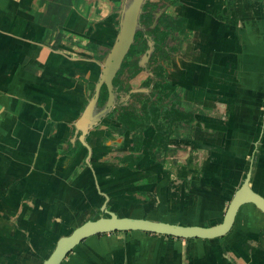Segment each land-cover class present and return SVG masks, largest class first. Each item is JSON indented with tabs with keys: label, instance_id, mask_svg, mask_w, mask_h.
Returning <instances> with one entry per match:
<instances>
[{
	"label": "crops",
	"instance_id": "0c3cea01",
	"mask_svg": "<svg viewBox=\"0 0 264 264\" xmlns=\"http://www.w3.org/2000/svg\"><path fill=\"white\" fill-rule=\"evenodd\" d=\"M171 1L189 32L168 80L135 86L86 147L75 122L126 0H0V264H43L105 209L207 226L247 174L264 195V0ZM60 264H264V212L242 204L213 238L90 235Z\"/></svg>",
	"mask_w": 264,
	"mask_h": 264
},
{
	"label": "water",
	"instance_id": "95a60500",
	"mask_svg": "<svg viewBox=\"0 0 264 264\" xmlns=\"http://www.w3.org/2000/svg\"><path fill=\"white\" fill-rule=\"evenodd\" d=\"M144 1L126 0L120 16L117 35L103 59L100 75L95 83L93 94L75 122V128L80 131L79 139L86 147L87 143L84 140V136L88 129L97 123L101 116L114 105L115 93L112 89V79L133 41L141 6ZM103 83L107 87L108 96L105 103L101 107H98L99 90ZM244 203H252L264 212V195L250 186L249 174L246 175L241 184L234 190L227 202L221 221L212 225L180 224L146 217L120 216L113 211L105 210L107 215L86 219L74 226L69 233L59 236L53 249L43 260V264H60L67 253L87 236L115 230H142L182 238L218 237L225 234L231 228L238 208Z\"/></svg>",
	"mask_w": 264,
	"mask_h": 264
},
{
	"label": "trees",
	"instance_id": "16d2710c",
	"mask_svg": "<svg viewBox=\"0 0 264 264\" xmlns=\"http://www.w3.org/2000/svg\"><path fill=\"white\" fill-rule=\"evenodd\" d=\"M173 4L174 2L171 0H146L144 2L140 12V20L144 28L139 21L133 41L126 53L127 58L122 62L112 79L116 102H118L121 95L128 94L130 90L129 86L120 84L119 73L128 67V75L130 77L135 75L140 69H143L145 65L142 62V54L147 48L152 47V50L147 60H145L147 63L146 70L149 74L142 81L143 85L149 86L155 78L168 79L167 76L171 68L170 58L180 50L189 32L185 28L183 19H179L177 15L171 12ZM154 11L157 13L154 14ZM106 98L107 88L105 83H103L100 87L97 106L101 107Z\"/></svg>",
	"mask_w": 264,
	"mask_h": 264
},
{
	"label": "flooded vegetation",
	"instance_id": "af4514ba",
	"mask_svg": "<svg viewBox=\"0 0 264 264\" xmlns=\"http://www.w3.org/2000/svg\"><path fill=\"white\" fill-rule=\"evenodd\" d=\"M146 1V0H145ZM144 1V2H145ZM144 2H143V4H144ZM143 4H142V6H141V10H140V12L142 11V7H143ZM157 12L156 11H154V14H156ZM141 22V20H140V14H139V18H138V22ZM139 22V23H140ZM141 26L144 28V26L142 25V22H141ZM146 27V26H145ZM138 30V29H137ZM131 45V44H130ZM130 47V46H129ZM129 49V48H128ZM151 50H152V47L151 48H147V49H145V51L143 52V54H142V62H143V65H145V67L143 68V69H140L135 75H132V76H130L129 77V69H127L126 68V70H124L123 72H121V73H119V80H120V84L122 83L123 85H127V87L129 86L130 87V90H129V93L128 94H123V95H121V97L118 99V102H116V97H115V101H114V105L104 114V115H108V113H112L113 111H115V110H117V108L118 107H121V105H123L125 102V99H127L128 98V96L133 92V91H139L137 88H139L141 85H143V80H145L146 78H147V76H148V74H149V72L146 70V65H147V63L145 62V60H147V57H148V55L151 53ZM128 51V50H127ZM127 53V52H126ZM144 55H146V56H144ZM128 56V55H127ZM126 54L124 55V57H123V59H122V61H121V63H120V66L122 65V62L123 61H125L126 60ZM158 58H160V57H158ZM161 61V60H160ZM120 66H119V68H120ZM118 68V69H119ZM118 71V70H117ZM157 79H159V78H155L154 80H152V83L154 82V81H156ZM160 80V79H159ZM112 82H113V80H112ZM151 83V84H152ZM113 84H112V89H113ZM135 86L137 87V88H135ZM150 86V85H149ZM148 86V87H149ZM107 88V87H106ZM100 91V90H99ZM113 91H114V89H113ZM123 91V90H122ZM144 93V92H143ZM107 96H108V91H107ZM130 97V96H129ZM107 99V98H106ZM106 101V100H105ZM105 103V102H104ZM125 106V105H124ZM103 115V116H104ZM96 124V123H95ZM94 124V125H95ZM105 215V214H104ZM71 231V230H70ZM70 231H68L67 233H69ZM116 231V230H115ZM67 233H65V234H67ZM68 254V253H67Z\"/></svg>",
	"mask_w": 264,
	"mask_h": 264
},
{
	"label": "rangeland",
	"instance_id": "374dc122",
	"mask_svg": "<svg viewBox=\"0 0 264 264\" xmlns=\"http://www.w3.org/2000/svg\"><path fill=\"white\" fill-rule=\"evenodd\" d=\"M167 80H168V79H166V80H165V79H160V81H159V79H157L158 82L163 83V84H164L165 81H167ZM163 84H159V87H157V88H156V87H153V88L156 89V90L158 91L159 88H162ZM153 88H152V89H153ZM155 92H156V91H155ZM155 92H154V93H155ZM138 93H140V91H133L129 96H130V97H133V96H135V95H136V96H137V95L139 96L140 94H138ZM147 94H148V93L145 92V93H143V95H142L140 98H138V99H141V100H140L141 103H143V102H149V101H150V99L148 100V98H150L151 96H150V95H147ZM129 96H128V97H129ZM152 97H153L155 100L158 99V96H157V95H154V94H153ZM145 100H146V101H145ZM132 105H133V104H132ZM136 105H137V104H136ZM136 105L134 104L132 107H134L135 109H137L138 107H137ZM121 106H122V105H121ZM119 110H121V109H119ZM128 111H129V109L122 110V112H128ZM105 210H106V209H105ZM105 210H104L103 212L101 211V213H102V214H105ZM107 210H108V209H107Z\"/></svg>",
	"mask_w": 264,
	"mask_h": 264
}]
</instances>
